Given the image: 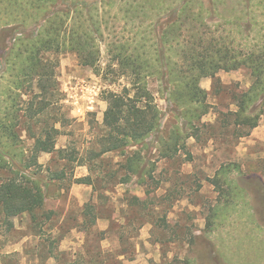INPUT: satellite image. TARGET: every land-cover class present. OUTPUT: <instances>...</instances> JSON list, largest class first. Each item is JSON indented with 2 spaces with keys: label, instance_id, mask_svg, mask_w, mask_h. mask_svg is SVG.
Instances as JSON below:
<instances>
[{
  "label": "rangeland",
  "instance_id": "obj_1",
  "mask_svg": "<svg viewBox=\"0 0 264 264\" xmlns=\"http://www.w3.org/2000/svg\"><path fill=\"white\" fill-rule=\"evenodd\" d=\"M16 1L24 10L31 5L50 6V0H0V118L6 112L3 91L10 85L6 57L18 38L36 36L38 29L34 23L22 27L11 19L15 16L11 12L20 9L13 4ZM61 1L57 0L55 9H61ZM93 18L103 34L95 67L82 65L73 51L41 54L48 61L46 67L54 70L55 87L48 89L52 95H46L52 105L39 118L56 122L60 131L57 148H75L84 158L97 148L98 126L107 108L105 94L121 92L131 84L130 77L120 74V65L111 54L113 42L139 43L143 51L150 52L147 49H154V39L161 31L179 19V30L171 35L179 39L170 52L177 68H191L192 54L189 63L175 52L185 56L188 44L201 36L205 48L206 41L220 38L230 49L228 58H235L222 61L223 66L237 69L219 70L218 81L200 79V86L209 94L208 113L199 122L200 132L191 133L185 148L173 157L161 153L156 142L159 135L168 136L172 131L178 120L174 109L178 108L169 101L166 82L148 79L163 118L161 131L149 138L150 147L143 150L149 161L143 180L134 176L128 183H118L123 162L118 153L104 155L103 164L96 161L93 172L76 163L65 168L53 154L42 153L38 166L27 172H37L42 183L48 168H65V178L50 186L45 209L36 213L38 223L29 214L6 221L0 216L1 263L264 264V92L248 103L253 112L247 116L258 117L255 128L240 131L220 126L229 110L239 109L240 100L234 95L242 99L243 94L255 92L259 78L252 68H262L264 82V0H101ZM7 21H11L9 32H2ZM198 52L203 49L199 47ZM47 86L52 85L48 82ZM40 92L34 79L20 90V99L16 98L23 115L17 128L20 149L16 157L6 154L9 166L14 162L21 167V159L29 156L34 141L27 133L29 120L24 109ZM11 117L8 113L6 120ZM202 123L213 128H202ZM244 132L248 135L240 137ZM7 171L0 167V179L12 175ZM107 171L118 173L112 178ZM90 174L94 185L75 183L76 178ZM86 204H94L99 216L93 224L83 216ZM5 254L9 256L3 259Z\"/></svg>",
  "mask_w": 264,
  "mask_h": 264
},
{
  "label": "trees",
  "instance_id": "obj_2",
  "mask_svg": "<svg viewBox=\"0 0 264 264\" xmlns=\"http://www.w3.org/2000/svg\"><path fill=\"white\" fill-rule=\"evenodd\" d=\"M100 2L101 0L94 2L62 0L60 2L61 9H55L54 5L57 0H50V6L31 5L28 10L23 9L20 1L13 3L20 9L18 12H11L15 15L11 19L22 27L32 26L30 23H34L38 29L36 36L28 34L24 38H18L6 57L5 73L10 74L8 81V85H10L3 91V93L6 92L7 97L4 100L6 112H3V117L0 118V167L4 170L7 169V172L12 175L0 179V216L3 221L29 214L31 221L38 223L39 218L36 213L45 209L50 186H54L55 182L65 178L64 169L71 163H76L77 166L87 165L89 171L93 172L96 170V161L103 164L104 155L118 153L123 158L122 169H119L122 170V174L118 183H128L134 176L143 180L149 170V161L143 150L149 149V138L161 131L163 118V113L149 88L148 79L155 77L166 82L164 90L169 93V101L178 108L174 111L177 113L179 121L177 120L174 124L168 136L159 135L156 142L161 153L173 157L180 149L185 148L184 141L192 137L191 133L200 132L199 122L208 113L209 105L206 101L209 94L200 86V79L211 77L218 81L216 74L219 70L237 69L223 66L222 61H234L235 58H228L230 49L227 45H222L220 38L206 41L208 45L205 48V40L201 36L199 39L193 37L194 39L185 50V56L181 51L175 52V55L181 57V60L189 63H191L189 56L192 54L191 68H177L178 63L172 60L170 52L174 51V45L179 39V36H171L179 30V19L174 20L173 24L168 23L169 27L164 28L160 35L154 39L156 40L153 43L154 49H147L150 52L143 51V45L139 43L113 42L110 49L111 54L113 53L114 60L116 59L121 66L118 68L120 74L131 78L130 86H125L121 92L110 91L105 94L107 108L102 123L98 126L100 132L95 140L97 148L90 149L87 152V158L80 156L75 148H57L56 137L60 131L56 127V122L50 123L48 120L42 121L39 118L52 105L46 95H52L48 89L55 87L54 70L46 67L48 61H45L41 54L43 51L50 50H54L56 53L73 51L77 54L82 65L95 67L99 60L97 45L103 34L100 24L93 18V10ZM183 10L184 7L180 9V12L182 13ZM30 19L32 22H29ZM10 23L11 21L4 22L6 26L3 27L2 32H9L7 27L11 25ZM28 45L31 50L27 47ZM197 47L202 48L203 52H198ZM217 57L219 59L215 60ZM18 61L21 62L20 65H17ZM252 69L259 78L252 90L255 92L243 94L242 99L237 95L233 96L234 99L239 98L240 100L237 106L239 109L235 112L228 111V119L220 123L224 129L232 126L241 131L246 127L255 128L258 125V117L247 116V112H253L248 109V103L257 98L259 92L260 95L264 92L263 72L262 68ZM34 79H36L37 88L41 92L35 93L24 109L26 118L29 120L27 133L34 142L29 156L24 160L21 159V167H17L14 162H11V166H9L6 154L16 157L17 151L20 149L17 148V144L20 142L17 128L20 123L19 119L23 115L19 114L21 109L18 107L16 98L20 99V90L26 83H31ZM48 82L52 86H47ZM260 85L261 88H259ZM37 99L40 100L37 102ZM8 113L12 116L10 121L6 120ZM204 126L205 123H202V128H213L210 125ZM246 135L248 134L244 132L240 137ZM135 147H137L136 150H134ZM42 153L53 154L54 159L63 162L65 168L59 171H52L48 168L46 181L41 183L37 172H27V170L38 166V160ZM100 172L103 173L102 170ZM117 173L118 171L112 173L107 171L106 175L113 178ZM75 183L94 185L95 181L90 174L76 178ZM83 216L85 219L89 217L92 224L95 223L99 217L95 214V205L86 204ZM8 256L9 254H5L3 259ZM0 264H2L1 261Z\"/></svg>",
  "mask_w": 264,
  "mask_h": 264
},
{
  "label": "crops",
  "instance_id": "obj_3",
  "mask_svg": "<svg viewBox=\"0 0 264 264\" xmlns=\"http://www.w3.org/2000/svg\"><path fill=\"white\" fill-rule=\"evenodd\" d=\"M259 4H260V5H263V3H262V2H259Z\"/></svg>",
  "mask_w": 264,
  "mask_h": 264
}]
</instances>
